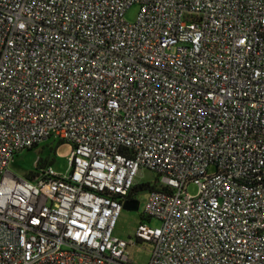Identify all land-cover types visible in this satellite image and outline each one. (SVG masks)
I'll return each instance as SVG.
<instances>
[{
  "label": "built area",
  "instance_id": "built-area-1",
  "mask_svg": "<svg viewBox=\"0 0 264 264\" xmlns=\"http://www.w3.org/2000/svg\"><path fill=\"white\" fill-rule=\"evenodd\" d=\"M49 138L65 173L9 171ZM140 168L159 224L128 241ZM136 242L148 264H264V0H0V264H132Z\"/></svg>",
  "mask_w": 264,
  "mask_h": 264
},
{
  "label": "rangeland",
  "instance_id": "rangeland-1",
  "mask_svg": "<svg viewBox=\"0 0 264 264\" xmlns=\"http://www.w3.org/2000/svg\"><path fill=\"white\" fill-rule=\"evenodd\" d=\"M138 6H131L125 13V19L129 22L134 21L137 14ZM72 146L67 142H60L57 139L49 138L40 142L35 148L22 150L18 152L11 160L8 169L17 176H25L29 172L36 170V164L45 161L46 165H50L56 172L65 173L69 166V157L71 155ZM157 173L151 169L140 168L134 179V184H150L157 183ZM188 192L195 194L197 188L194 184L188 186ZM150 191L148 189L139 190L135 193V199L139 201L138 210L121 209L117 218L113 234L121 239L130 240L134 238L135 230L142 219V213L148 199ZM151 225H158V221L152 219L145 220ZM151 245L147 242H136L127 248V254L132 264H148L150 259Z\"/></svg>",
  "mask_w": 264,
  "mask_h": 264
},
{
  "label": "trees",
  "instance_id": "trees-1",
  "mask_svg": "<svg viewBox=\"0 0 264 264\" xmlns=\"http://www.w3.org/2000/svg\"><path fill=\"white\" fill-rule=\"evenodd\" d=\"M37 145H34V146H32V147H30V148H28V150L29 149H33V148H35ZM27 150V149H26ZM16 155V154H15ZM14 155V156H15ZM46 164H45V161L44 162H42V163H40V162H38L37 164H36V170L37 169H39L40 167H43V166H45ZM36 170L35 171H32V172H29L27 175H25V177H27V178H31V177H33V175L36 173ZM159 181V180H158ZM158 181H157V183H155V184H153V185H150V184H139V185H137V184H133V186L130 188V190H129V193H128V195H127V198L129 199V200H131V199H135V193L136 192H138L139 190H143V189H148L149 191H151V190H155V189H162V187L158 184ZM142 219L143 220H145L143 217H142Z\"/></svg>",
  "mask_w": 264,
  "mask_h": 264
},
{
  "label": "water",
  "instance_id": "water-1",
  "mask_svg": "<svg viewBox=\"0 0 264 264\" xmlns=\"http://www.w3.org/2000/svg\"><path fill=\"white\" fill-rule=\"evenodd\" d=\"M139 207V201L136 199L127 200L122 204V208L128 209V210H138Z\"/></svg>",
  "mask_w": 264,
  "mask_h": 264
},
{
  "label": "flooded vegetation",
  "instance_id": "flooded-vegetation-1",
  "mask_svg": "<svg viewBox=\"0 0 264 264\" xmlns=\"http://www.w3.org/2000/svg\"><path fill=\"white\" fill-rule=\"evenodd\" d=\"M129 200L128 198L125 199V201Z\"/></svg>",
  "mask_w": 264,
  "mask_h": 264
}]
</instances>
